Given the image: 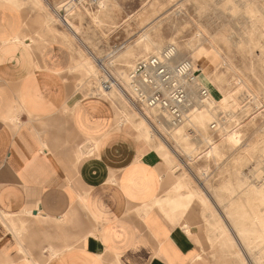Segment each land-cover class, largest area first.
I'll return each mask as SVG.
<instances>
[{
    "label": "rangeland",
    "instance_id": "obj_1",
    "mask_svg": "<svg viewBox=\"0 0 264 264\" xmlns=\"http://www.w3.org/2000/svg\"><path fill=\"white\" fill-rule=\"evenodd\" d=\"M16 2L22 39L63 42L75 61L84 59V72L74 63L69 69L75 87L107 99L116 127L127 125L153 152L162 174L159 207L171 205L182 222L187 215L206 259L264 264V0ZM38 17L50 19V30ZM172 43L175 61L191 59L215 100L208 109L196 88L180 124L140 107L128 86L136 61ZM107 79L115 84L104 91Z\"/></svg>",
    "mask_w": 264,
    "mask_h": 264
},
{
    "label": "crops",
    "instance_id": "obj_2",
    "mask_svg": "<svg viewBox=\"0 0 264 264\" xmlns=\"http://www.w3.org/2000/svg\"><path fill=\"white\" fill-rule=\"evenodd\" d=\"M21 23L0 2V264H211L187 215L159 207L153 152L75 87L84 59L22 39Z\"/></svg>",
    "mask_w": 264,
    "mask_h": 264
},
{
    "label": "built area",
    "instance_id": "obj_3",
    "mask_svg": "<svg viewBox=\"0 0 264 264\" xmlns=\"http://www.w3.org/2000/svg\"><path fill=\"white\" fill-rule=\"evenodd\" d=\"M177 54V46L172 43L158 53L136 61L128 73V86L133 100L142 108L162 112L174 124L184 121L190 106L188 85L197 78L193 61L183 59L176 62L174 59ZM113 84L111 79L102 81L101 89L108 91ZM198 86L200 97L208 100V89Z\"/></svg>",
    "mask_w": 264,
    "mask_h": 264
},
{
    "label": "bare ground",
    "instance_id": "obj_4",
    "mask_svg": "<svg viewBox=\"0 0 264 264\" xmlns=\"http://www.w3.org/2000/svg\"><path fill=\"white\" fill-rule=\"evenodd\" d=\"M67 4H68V3H67ZM61 18H62L64 21H66V24L70 25V22H69V20H67V18L63 17L62 15H61ZM205 50H206V49H205ZM177 59H178V54L176 55V57H175L174 60H177ZM193 67H194V64H193ZM194 69H195V68H194ZM201 83H202V82H201ZM201 83H200V81H198V78H196V81H195L194 83H190V84L188 85V87H189V89H188L189 102H191L192 97L196 94V88L199 87L198 85H204V84H201ZM114 84H115V82H114ZM200 102H201V103L206 102V105L208 106V109H212V108H214L215 100H214V98H212L211 96H210V98H209L208 100H204V101H202V100L200 99ZM194 103H197V101L192 102L191 105H193ZM166 117H167V116H166ZM157 118H158V117H157ZM158 119H161V117H159ZM158 119H157V120H158ZM233 139L237 140L235 137H234ZM231 140H232V138H231Z\"/></svg>",
    "mask_w": 264,
    "mask_h": 264
}]
</instances>
